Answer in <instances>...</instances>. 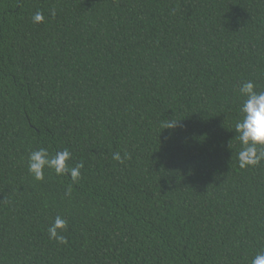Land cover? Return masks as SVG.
I'll use <instances>...</instances> for the list:
<instances>
[{"label": "trees", "instance_id": "1", "mask_svg": "<svg viewBox=\"0 0 264 264\" xmlns=\"http://www.w3.org/2000/svg\"><path fill=\"white\" fill-rule=\"evenodd\" d=\"M247 80L264 90V0H0V264H251L264 161L237 160ZM40 147L83 162L79 183L35 180ZM57 215L66 244L48 238Z\"/></svg>", "mask_w": 264, "mask_h": 264}, {"label": "clouds", "instance_id": "2", "mask_svg": "<svg viewBox=\"0 0 264 264\" xmlns=\"http://www.w3.org/2000/svg\"><path fill=\"white\" fill-rule=\"evenodd\" d=\"M54 14V13H53ZM32 20L34 23L43 22L44 17L41 12H36ZM241 100L238 112L239 119L235 123L234 131L239 141L240 148L237 152V160L241 169L258 166L264 161V90H257V85L252 80L244 81L238 88ZM180 121L173 118L167 119L163 123V130L176 129ZM125 152H114L112 159L123 163L128 159ZM72 153L68 149L57 151L54 155L40 147L33 150L28 156V171L37 181H43L45 170H54L57 176H70L73 183H79L82 178L81 169L83 162H78L72 166ZM71 186L66 190L65 196L71 197ZM68 222L62 216L57 215L48 226V238L55 240L59 244H66L67 240L63 233L67 230ZM251 264H264V250L259 251L251 260Z\"/></svg>", "mask_w": 264, "mask_h": 264}]
</instances>
